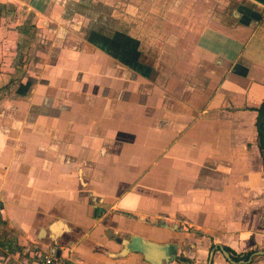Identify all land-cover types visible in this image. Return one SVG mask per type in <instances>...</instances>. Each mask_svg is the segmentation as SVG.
<instances>
[{"label": "crops", "instance_id": "crops-1", "mask_svg": "<svg viewBox=\"0 0 264 264\" xmlns=\"http://www.w3.org/2000/svg\"><path fill=\"white\" fill-rule=\"evenodd\" d=\"M0 79L16 256L264 264V0H0Z\"/></svg>", "mask_w": 264, "mask_h": 264}, {"label": "rangeland", "instance_id": "rangeland-1", "mask_svg": "<svg viewBox=\"0 0 264 264\" xmlns=\"http://www.w3.org/2000/svg\"><path fill=\"white\" fill-rule=\"evenodd\" d=\"M0 86L4 88L1 79ZM14 238L15 237L6 227L0 225V264H15V262L22 257L21 254L18 256L15 254L19 250V246L14 243Z\"/></svg>", "mask_w": 264, "mask_h": 264}, {"label": "built area", "instance_id": "built-area-1", "mask_svg": "<svg viewBox=\"0 0 264 264\" xmlns=\"http://www.w3.org/2000/svg\"><path fill=\"white\" fill-rule=\"evenodd\" d=\"M15 264H77L66 258L55 256L53 253H46L38 258L20 257Z\"/></svg>", "mask_w": 264, "mask_h": 264}, {"label": "water", "instance_id": "water-1", "mask_svg": "<svg viewBox=\"0 0 264 264\" xmlns=\"http://www.w3.org/2000/svg\"><path fill=\"white\" fill-rule=\"evenodd\" d=\"M263 123H264V104L262 105V107L260 109V115L258 116V119L256 121V131L260 134V136L262 137V140H263L262 141V152H263V157H264V130L261 129V125ZM220 250L224 254L225 258L228 259L227 253L224 250H222V249H220ZM248 263H249V261L247 262V264Z\"/></svg>", "mask_w": 264, "mask_h": 264}, {"label": "trees", "instance_id": "trees-1", "mask_svg": "<svg viewBox=\"0 0 264 264\" xmlns=\"http://www.w3.org/2000/svg\"><path fill=\"white\" fill-rule=\"evenodd\" d=\"M262 129H263V127H262ZM259 137L261 138V136L259 135ZM262 139V138H261ZM262 142V141H261ZM262 155H263V152H262Z\"/></svg>", "mask_w": 264, "mask_h": 264}]
</instances>
